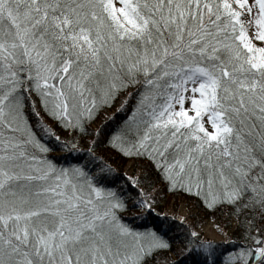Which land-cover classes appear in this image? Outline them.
I'll return each mask as SVG.
<instances>
[{
	"label": "snow or ice",
	"instance_id": "obj_1",
	"mask_svg": "<svg viewBox=\"0 0 264 264\" xmlns=\"http://www.w3.org/2000/svg\"><path fill=\"white\" fill-rule=\"evenodd\" d=\"M117 97L112 127H90ZM102 142L207 208L264 211V0H0V264H143L169 246L122 215L130 191L147 214L153 200ZM196 239L186 250L215 264ZM253 239L239 264H264Z\"/></svg>",
	"mask_w": 264,
	"mask_h": 264
},
{
	"label": "trees",
	"instance_id": "obj_2",
	"mask_svg": "<svg viewBox=\"0 0 264 264\" xmlns=\"http://www.w3.org/2000/svg\"><path fill=\"white\" fill-rule=\"evenodd\" d=\"M121 103H123L122 97H117L110 106L100 109L94 122L90 123V127L97 128L107 124V127L104 129L106 133L107 129L111 128L112 124L115 123V121H112V116L113 113L117 112ZM41 115L61 138H68L71 135V130L64 129L51 117L45 116L43 112ZM122 118L123 112L118 113L116 120L118 121ZM32 119L33 122H36L37 126H39V122L36 121L34 114H32ZM94 124L96 125L94 126ZM40 134L44 136L45 142H50V144L58 142L49 134L44 132ZM103 135L104 133H101V139H103ZM78 138L80 140L78 144L79 148L85 149L90 146L89 142L92 139L91 136L84 134L78 136ZM62 151L61 148H52L49 152V156L60 157ZM93 151L97 155L103 156L105 159L109 160L115 169V175H125V164L128 161H133L135 168L139 169L140 172L139 176H137V178L141 180L140 187L143 188L153 200V211L151 214L145 213L144 209L138 206L135 208L130 207L127 211L122 213V215L128 218L129 223L141 230H143L145 225L160 230L168 241L169 246L146 252L142 257L143 264H203L204 261L202 252H198L195 248L191 251L186 250L188 241L196 239L191 237L192 226L184 220L164 212V206H161L159 209L154 208L153 204L158 202V196L165 199V205L168 204L171 199L185 200L188 204H192L203 218H211L218 222L220 220L226 222L231 218L236 220L235 227L230 237L218 241L209 240L213 242V247L215 249L213 256L215 264H239L238 259L232 258L233 255L238 253V250L241 248L254 249L258 244L253 237L256 235L264 236V211L260 208L253 210L252 207L233 206L229 203L207 208L200 203L195 195L181 190L174 191L166 187V182L157 178L156 171L152 168L151 162L146 157L123 155L103 142L93 149ZM60 162L63 163V159H61ZM120 182L121 181H118L117 183ZM129 195L132 197L129 203L136 202L138 204L137 194L130 191ZM198 237L202 239L199 235ZM199 239H196L197 243ZM250 259L255 261L260 258L253 256Z\"/></svg>",
	"mask_w": 264,
	"mask_h": 264
},
{
	"label": "rangeland",
	"instance_id": "obj_3",
	"mask_svg": "<svg viewBox=\"0 0 264 264\" xmlns=\"http://www.w3.org/2000/svg\"><path fill=\"white\" fill-rule=\"evenodd\" d=\"M246 17V13L243 14ZM96 124H94L95 126ZM125 175L137 177L140 172L135 168L133 161H128L124 166ZM157 198V196H156ZM158 202L154 205V208L159 209L164 206V212L174 215L178 219L183 217L182 220L189 223L192 226V230H195L202 239L218 241L223 240L231 236L236 224V220L231 218L230 220L219 222L211 218H203L201 214L197 212V209L188 204L185 200L171 199L168 204L165 205V199L158 196ZM138 207L144 209L142 206Z\"/></svg>",
	"mask_w": 264,
	"mask_h": 264
}]
</instances>
